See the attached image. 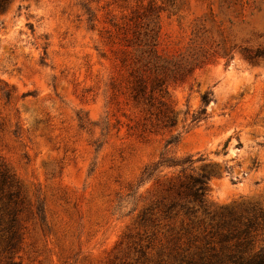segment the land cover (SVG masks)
Here are the masks:
<instances>
[{
    "label": "rangeland",
    "instance_id": "rangeland-1",
    "mask_svg": "<svg viewBox=\"0 0 264 264\" xmlns=\"http://www.w3.org/2000/svg\"><path fill=\"white\" fill-rule=\"evenodd\" d=\"M155 18L166 65L197 59L161 77L172 127L129 89L133 31L142 40ZM250 53L264 54V0H11L0 11V264H178L180 220L139 221L182 178L161 168L140 184L163 153L202 159L184 174L208 176L211 211L264 209V56ZM205 92L208 117L188 128Z\"/></svg>",
    "mask_w": 264,
    "mask_h": 264
},
{
    "label": "trees",
    "instance_id": "trees-1",
    "mask_svg": "<svg viewBox=\"0 0 264 264\" xmlns=\"http://www.w3.org/2000/svg\"><path fill=\"white\" fill-rule=\"evenodd\" d=\"M11 0H0V11H4ZM148 20L152 27L144 28V38L135 28L132 42L138 54L131 59L129 66L130 94L133 101L144 103L146 111L163 127L175 124L174 111L158 92L161 87V77H176L190 73L197 66V59L178 69L166 65L164 58L157 50L158 21ZM137 52V51H136ZM262 53L248 54L250 61L263 57ZM124 62V60H122ZM153 73L152 77L145 72ZM212 99L211 92H205L200 97V106L191 114L184 112V123L189 120L188 128L197 126L208 117L207 107ZM180 134L171 136L165 142V149L177 144ZM228 141L223 146L226 155ZM239 146V144H238ZM201 158L186 156L181 159L169 157L166 153L159 160L144 169L140 184L150 180L161 168H180L182 178L170 182L162 195L157 197L155 206L145 210L139 216L141 224L150 223L157 226L161 220H180L179 228L170 231L176 241L185 239L186 248L179 256L178 264H264V209L257 204L241 205L239 207L220 208L218 212L211 211V205L206 200L208 176L204 173L184 174Z\"/></svg>",
    "mask_w": 264,
    "mask_h": 264
}]
</instances>
